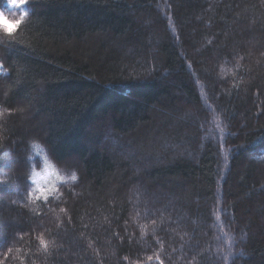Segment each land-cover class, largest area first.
Segmentation results:
<instances>
[{
    "label": "trees",
    "instance_id": "16d2710c",
    "mask_svg": "<svg viewBox=\"0 0 264 264\" xmlns=\"http://www.w3.org/2000/svg\"><path fill=\"white\" fill-rule=\"evenodd\" d=\"M24 7L0 0V264H264V0Z\"/></svg>",
    "mask_w": 264,
    "mask_h": 264
},
{
    "label": "snow or ice",
    "instance_id": "6c2138e0",
    "mask_svg": "<svg viewBox=\"0 0 264 264\" xmlns=\"http://www.w3.org/2000/svg\"><path fill=\"white\" fill-rule=\"evenodd\" d=\"M8 2L12 5L13 8H18L20 10V15H19V19L17 21H15V24L16 25H20L24 22L25 20V17H27L29 15V12L28 10L25 9V5L26 4H29L30 3V0H8ZM3 16H4V13L0 12V20H3ZM3 21H6V20H3ZM6 25H2V28H3V34L4 36L8 37V43H12L15 41V36H16V32H17V29L12 27H8V21H6ZM0 70H3V64L0 63ZM34 148L38 149L39 152H43V148L41 145H39L38 143L36 142H33V145H32ZM33 158L32 157H29V160H32ZM45 165H46V168L45 170L47 171L48 168L52 167L51 165H48L47 164V157L45 156ZM42 175L41 172H38V171H35V169H33V172H32V175H31V179H32V182L33 184H36L37 186V189L39 190V195H37L35 198L36 199H41L43 198L44 202H47L48 201V195L46 194L47 192V189L45 188H42L40 187V184L39 182L37 181V177H40ZM72 180H76L77 179V176L75 174V172L72 173L71 177H70ZM61 179H63L61 177ZM29 198L31 199L32 198V193L29 192ZM64 209H61V212H63ZM144 227L146 226H142V229H141V234L143 235L144 233ZM39 242H40V245L42 246L43 250L44 251H47L48 250V246H49V243L48 241H46L42 236L39 237ZM9 252H11V249H8ZM7 258V257H5ZM125 259H127L125 257ZM155 259L157 261L160 262V264H163V261L160 260V256L159 254H155ZM147 260L148 261H151L153 260V257L152 256H149L147 257Z\"/></svg>",
    "mask_w": 264,
    "mask_h": 264
},
{
    "label": "clouds",
    "instance_id": "9594fccd",
    "mask_svg": "<svg viewBox=\"0 0 264 264\" xmlns=\"http://www.w3.org/2000/svg\"><path fill=\"white\" fill-rule=\"evenodd\" d=\"M6 21L0 20V25H6Z\"/></svg>",
    "mask_w": 264,
    "mask_h": 264
},
{
    "label": "rangeland",
    "instance_id": "374dc122",
    "mask_svg": "<svg viewBox=\"0 0 264 264\" xmlns=\"http://www.w3.org/2000/svg\"><path fill=\"white\" fill-rule=\"evenodd\" d=\"M5 8H9V5L8 4H5Z\"/></svg>",
    "mask_w": 264,
    "mask_h": 264
}]
</instances>
